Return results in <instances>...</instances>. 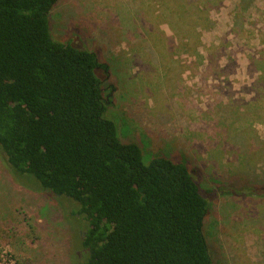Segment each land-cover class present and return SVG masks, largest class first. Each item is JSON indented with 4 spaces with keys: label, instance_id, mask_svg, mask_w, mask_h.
Listing matches in <instances>:
<instances>
[{
    "label": "rangeland",
    "instance_id": "374dc122",
    "mask_svg": "<svg viewBox=\"0 0 264 264\" xmlns=\"http://www.w3.org/2000/svg\"><path fill=\"white\" fill-rule=\"evenodd\" d=\"M54 38L109 65L124 141L187 161L209 188L215 264H264V0H58ZM258 183V182H257ZM66 215L0 155V264H73Z\"/></svg>",
    "mask_w": 264,
    "mask_h": 264
},
{
    "label": "trees",
    "instance_id": "16d2710c",
    "mask_svg": "<svg viewBox=\"0 0 264 264\" xmlns=\"http://www.w3.org/2000/svg\"><path fill=\"white\" fill-rule=\"evenodd\" d=\"M57 2L0 0L3 162L59 202L73 264H215L207 220L226 186L121 138L110 67L78 38H54ZM253 184L232 192L264 197Z\"/></svg>",
    "mask_w": 264,
    "mask_h": 264
}]
</instances>
